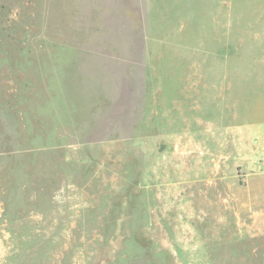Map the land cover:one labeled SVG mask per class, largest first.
Here are the masks:
<instances>
[{"label":"rangeland","instance_id":"obj_1","mask_svg":"<svg viewBox=\"0 0 264 264\" xmlns=\"http://www.w3.org/2000/svg\"><path fill=\"white\" fill-rule=\"evenodd\" d=\"M214 2L183 5L200 47L185 68L212 71L165 77L161 112L145 106L135 125L109 81L55 69L70 0H0V264H264V155L252 137L212 135L258 125L264 0ZM223 56L243 70L233 82L215 72Z\"/></svg>","mask_w":264,"mask_h":264},{"label":"crops","instance_id":"obj_2","mask_svg":"<svg viewBox=\"0 0 264 264\" xmlns=\"http://www.w3.org/2000/svg\"><path fill=\"white\" fill-rule=\"evenodd\" d=\"M70 2L75 6L72 14L77 15L75 20L70 19L65 22L63 20L64 24L62 22V40H60L62 47L59 52L53 53L55 69L59 73H65L66 67L73 64L81 76L86 74L99 82L109 81L112 108L123 109L118 114L121 119L123 118L121 121L123 123L140 124L137 117L140 109L145 106H150L153 115L158 116L161 112L159 108L163 106L159 104L158 94L166 93L170 88L165 77L175 72L177 75H182L183 79L190 74L201 77L207 71L209 73L212 71L209 68L206 71L205 67L204 69L198 67L192 71L185 68L184 58L188 54L199 55L200 51L199 46L196 50L190 46L189 17L183 7L185 0L179 1L181 13L178 12L180 17L178 23L173 21V0H70ZM235 2L236 0H225V2L215 0L214 3L216 6L225 5L233 9ZM229 27L230 29L233 27L232 23ZM77 28L81 30V33L76 32ZM229 33L231 37L232 31ZM205 41H203V47L206 54L210 52L211 55L212 51H218L216 42H208L206 46ZM174 55L181 57L183 61V65L178 70L169 63ZM218 59L225 63L227 56L218 57ZM158 61H162V66L163 61H166L165 69L158 68ZM234 63L235 66H232L233 62L228 60L225 67L217 68L215 72L225 77L226 81L231 77L233 82L232 77H236L243 71L237 68L236 61ZM39 65L40 68L44 65L41 58ZM159 76L164 78L159 80ZM161 81L165 82L159 83ZM231 89H233V83H231ZM237 89L236 86L235 94L230 92L231 99L234 98L235 101L238 97ZM254 97L257 126L247 131L241 128L228 130L219 123L218 130L212 135L252 137L258 141V146L264 155V89L262 94ZM198 105L201 108L200 103ZM203 108L205 105L202 106ZM109 112L108 115L111 114L110 110ZM127 116L132 118L128 119ZM106 121L108 123L117 120L106 119ZM196 122L200 123L199 120ZM183 123H186V120ZM135 133L138 135L137 131ZM181 133V135H211L203 130V126L196 132L190 125L185 124Z\"/></svg>","mask_w":264,"mask_h":264}]
</instances>
